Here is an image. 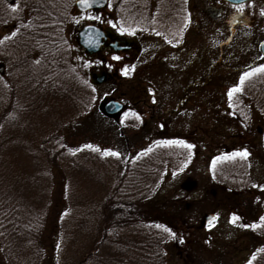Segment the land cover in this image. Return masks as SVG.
<instances>
[{
  "label": "rangeland",
  "instance_id": "rangeland-1",
  "mask_svg": "<svg viewBox=\"0 0 264 264\" xmlns=\"http://www.w3.org/2000/svg\"><path fill=\"white\" fill-rule=\"evenodd\" d=\"M7 3L15 7L9 8L4 20L11 14L17 18L23 0ZM133 4V14L140 13L133 31L127 30L128 25L118 17L121 0H110L103 9L85 13L72 6L67 21L58 27L59 37L48 42V47L54 48L46 53L48 47L39 46L26 57L20 52L23 36L4 39L13 31L9 32L7 20H3L4 27L0 25V47L6 48L0 51V187L12 195L23 217L20 226L4 230L5 234L10 229L37 233L34 249L51 248L53 264H75L87 250L89 220L113 183L118 159L132 154L134 162L137 151L160 139L187 141L192 149L175 145L166 152L157 147L149 160V155H141L137 162L142 163V171L153 165L162 167L163 174L167 172L162 190L174 191L191 207L190 201L203 195L209 157L222 150L248 147L251 129L240 120L245 115L229 106L227 93L249 63L264 64L258 54V42L264 38V0L243 3L242 10L240 4L219 0H133ZM94 16L101 19H88ZM84 21H98L117 35L138 40V46L135 50H108L86 57L76 44V27ZM121 28L127 31H119ZM113 56L122 59L115 61ZM133 65L131 75H122L124 66L131 69ZM210 67L212 73L203 84ZM102 71L107 80L92 83V77ZM195 80L199 81L197 85L188 87ZM185 88L190 96L179 111L164 120L149 118L175 110ZM110 98L122 99L125 114L136 110L140 120L119 121L118 125L98 114L94 123L103 130L100 136L88 135L85 129L82 132L87 134L71 137L82 120L79 114L83 101L91 105L93 115ZM257 129L260 133L261 128ZM87 140L121 157L91 150L85 147L91 143ZM78 148L84 154L73 155ZM262 167L258 162L256 168L261 173ZM180 168L183 171L179 172ZM149 180L145 175V182ZM215 202L206 199L202 210L193 211L190 222L199 228L189 229L187 242L196 236L209 249L206 255L219 257V261L225 258L224 264H240L249 256L246 234L239 229V222L228 219L229 209ZM206 213H215L218 219L204 226ZM23 259L28 263L29 259L20 257L17 264Z\"/></svg>",
  "mask_w": 264,
  "mask_h": 264
},
{
  "label": "trees",
  "instance_id": "trees-1",
  "mask_svg": "<svg viewBox=\"0 0 264 264\" xmlns=\"http://www.w3.org/2000/svg\"><path fill=\"white\" fill-rule=\"evenodd\" d=\"M73 1L23 0L24 7L19 9L22 13L17 18H14L12 14L6 18L8 21L6 24L10 27L9 32L13 31L15 35L23 36L20 51L23 57L37 51L39 46L48 47V42L59 37L58 27L67 21V11L73 6ZM7 2L0 0V25L3 27L9 8L15 7ZM121 2L122 7H119L118 17L123 25L129 26H125L129 28H126L127 30L133 31V0H121ZM70 4L72 5L69 7ZM15 35L8 33L6 37ZM50 48L54 47L50 45L46 53ZM5 49V46H1V53ZM261 65L264 64H258V61L249 63L240 72V77L243 73ZM235 86H239L241 91L233 93L231 100L229 99V106H232L237 114L245 115L240 120L248 124L251 129L247 149L234 147L230 150L219 151L209 157L205 166L207 179L202 191L203 195L200 199L190 201L193 207L191 208L190 203L178 199L174 191L162 190L161 183L167 177V172L163 174L161 171L162 167L153 165L150 170L142 171V163L137 162L141 155H149L146 159L149 160L157 153V147L167 152L171 145L157 143L166 141L165 139L151 143L146 149L139 151L140 153L137 151L134 162L130 147L126 144V151L128 150L131 157L118 159V165L115 162L113 183L94 216H91L89 220L91 231L88 237V248L79 256L75 264H224L225 258L224 261H219V257L206 255L209 249L196 236L193 241L187 242V238L191 236L188 233L189 229L196 228L195 231H197L199 228L198 225L195 227L191 224L190 217L193 216V211L199 212L202 207H205L206 199L215 200L217 206L227 207L230 211L228 219L232 223L238 224L239 222V229L246 234L250 248L249 256L240 264H249L250 260L252 264H264V222L260 220L264 217V72L254 73L247 77L243 84H240L239 78ZM88 105L87 100H84L79 114L82 120L78 121L73 129L75 132L71 136L73 138L79 137L82 133L85 135L87 132L88 135L95 133L96 136H100L103 132L94 123L95 117L101 114V111L97 107L96 112L91 115V105ZM133 111L135 112L124 114L125 116H120L119 119H112L118 125L127 120L133 123V113L137 112ZM257 128H261L260 133ZM85 129L87 132H82ZM101 137L104 138V136ZM87 141L91 142V140ZM184 142L190 144L187 141ZM90 145L91 150L97 148V145H93L92 142ZM148 149L151 150L148 151ZM245 150L249 153L246 158L237 156L232 159H221L217 161L215 168L212 167V161L216 157H224L233 152ZM72 152L73 155L80 152L84 154V151L79 148ZM64 154L66 156H63L69 157L68 154ZM118 157L120 158L121 155L119 154ZM83 158H86L85 155ZM50 159L54 160L53 157ZM258 162L263 165L260 168L262 173L259 168H256ZM145 175L150 178L148 182H145ZM194 205H197V208ZM56 212H59L58 208ZM233 216L238 217L235 222L232 221ZM22 220L23 217L20 212L18 213V204H15L12 195L5 187H0V264H17L16 260L20 257L29 259L28 263L23 259L20 264H43V260L49 262V259L53 264L51 248L47 249L43 246L34 249L33 237L37 235V233L33 235L34 231L21 230L19 233L16 229H10L5 234L4 228L7 230L12 226H20ZM157 224L170 228L176 233L177 238L169 239L168 233L155 227ZM253 224L259 226L255 228L242 226ZM181 239L183 243L180 242ZM33 259L34 263H32Z\"/></svg>",
  "mask_w": 264,
  "mask_h": 264
},
{
  "label": "water",
  "instance_id": "water-1",
  "mask_svg": "<svg viewBox=\"0 0 264 264\" xmlns=\"http://www.w3.org/2000/svg\"><path fill=\"white\" fill-rule=\"evenodd\" d=\"M231 4H240L250 0H222ZM107 0H95V3L90 8H82L80 7L78 0L76 1V6L81 11H85L93 8H100L106 4ZM106 35L103 30L98 28L95 25L89 24L85 25L78 32V42L79 44L87 51V52H96L100 49L102 44V39H105ZM109 47H112L114 50H122L129 48V43H126L124 46H119L117 41L111 42ZM259 50L261 54L264 56V40L259 43ZM104 79V76L96 77V82H101ZM123 102L117 99H109L104 102L102 106V111L107 116L117 115L123 109ZM215 217V219H213ZM217 216L215 214H206L204 216L205 224H210L215 221Z\"/></svg>",
  "mask_w": 264,
  "mask_h": 264
},
{
  "label": "snow or ice",
  "instance_id": "snow-or-ice-1",
  "mask_svg": "<svg viewBox=\"0 0 264 264\" xmlns=\"http://www.w3.org/2000/svg\"><path fill=\"white\" fill-rule=\"evenodd\" d=\"M78 3L80 5V7H82V8H90L95 3V0H78ZM243 7H244V4L241 3L239 5V8L242 10ZM262 14H264V11H262ZM88 19L100 20L101 17L100 16H94V17H88ZM107 23H112V22L111 21H108ZM113 27L115 28L116 25L113 24ZM118 30L121 31V32L127 31L126 29H122V28L121 29H118ZM15 34H16L15 32L12 33V35H15ZM8 38L9 37H5V39H8ZM112 59L115 60V61H119V60L122 59V57H120V56H113ZM134 69H135V66L134 65L132 66L131 69L128 66H124L121 69V73L124 76H129V75H131L132 71H134ZM257 72H264V65H261L258 68H254V69H252L249 72L243 73V75L240 77V84H243L244 80L247 77H249V76H251V75H253L254 73H257ZM239 91H241V88L239 86H235V87L231 88L228 91V93H227L229 99L231 100L233 93L239 92ZM125 115H127V114H125ZM137 118H139V117H137ZM157 143H162V144H166V145L178 144V145H181V146L186 147L188 149H192L194 147L191 144H186L183 140H166V141H158ZM85 147L91 148L92 146L91 145H86ZM94 150L101 151V154L102 155H114V156H117V157L119 156V153L112 152V151L107 150V149L101 150L99 148H96ZM150 150L151 149H148V151H150ZM248 155H249V153L245 150V151L233 152V153H231L229 155H226L224 157H219L218 156L215 159H213V161H212V167L215 168L217 161H219L221 159H232V158L237 157V156L242 157V158H246ZM181 171H183V169H181ZM172 175L175 177L177 175V173L174 172V173H172ZM253 187H257V186L256 185H253ZM213 219H215V217H213ZM236 219H238V217L233 216L232 221L235 222ZM260 220L262 222H264V217H261ZM242 226L243 227H253V228H255V227H258L259 225L253 224V225H242ZM155 227L160 228L164 232L168 233L169 234V239H176L177 238L176 237V233L172 232V230L170 228H168V227H166L164 225H161V224H157V225H155ZM180 242L183 243V240L181 239ZM253 259H255V255H253ZM249 264H252L251 260L249 261Z\"/></svg>",
  "mask_w": 264,
  "mask_h": 264
},
{
  "label": "flooded vegetation",
  "instance_id": "flooded-vegetation-1",
  "mask_svg": "<svg viewBox=\"0 0 264 264\" xmlns=\"http://www.w3.org/2000/svg\"><path fill=\"white\" fill-rule=\"evenodd\" d=\"M109 40H111V37L109 38ZM106 44V43H105ZM136 46H137V44H136V42L135 41H133V44H132V48L131 49H135L136 48ZM179 47V46H178ZM182 102H184V99L182 100ZM141 118V117H140ZM150 119H152L151 117H149ZM153 120V119H152Z\"/></svg>",
  "mask_w": 264,
  "mask_h": 264
}]
</instances>
